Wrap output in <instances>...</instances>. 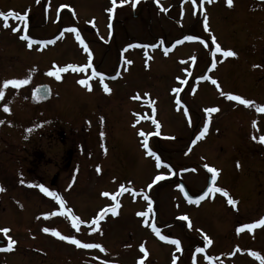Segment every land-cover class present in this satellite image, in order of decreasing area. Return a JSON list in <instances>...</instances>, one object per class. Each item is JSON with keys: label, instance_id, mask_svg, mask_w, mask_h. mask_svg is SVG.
<instances>
[{"label": "flooded vegetation", "instance_id": "1", "mask_svg": "<svg viewBox=\"0 0 264 264\" xmlns=\"http://www.w3.org/2000/svg\"><path fill=\"white\" fill-rule=\"evenodd\" d=\"M21 1L25 2L24 7L18 5L15 0H7L0 11L26 12L30 5L27 0ZM197 1L196 10H190L191 8H186V6L191 4V0H159L162 6L166 3H170L169 6H178L169 14L168 11H161L156 0H139L136 8L131 6V0H129V3L116 8L115 13L112 14V27L109 29V13L106 9L111 7V0H72L71 3L58 2V4H54V0H39L41 13L39 16L32 18V23L28 21L27 33L33 40H55V43L34 44L31 49L27 47V41L22 40L21 43L24 46L19 47L16 46L15 40L11 39V34H15L11 31V28L18 25L17 21L10 19V27L5 29L3 20H0V47L6 48L4 51L7 58L9 57L10 63L14 59H18L16 55L20 56L18 59L20 61L18 72L16 73L15 69L12 74L11 69H6L10 65L6 64L0 75L1 82L4 79H13L17 76L24 77L33 68L42 69L46 67L47 61L55 64L58 53L64 55V53H67L68 47H71L72 53L75 55L80 52L87 58V54L83 52V47L76 39L75 33L66 31L69 27H76L93 53V67L105 74L104 83H107L111 89L110 93H105L99 78H94L92 80L98 82L102 89L93 90L94 93H85L84 97L75 95L76 90L69 95L68 93L71 90L69 85L41 82L36 86L41 84L49 86L50 95L46 101L33 105L30 94L24 96L25 102L32 108H42L56 98L65 97L66 107L74 106V103L79 105L80 101L87 96L92 97V99L104 98V111L103 113L100 111L99 115L104 118L103 124L109 129V136L106 141L111 145L109 150L111 154L106 157H96L92 160L94 169L92 168L90 173L94 175L100 186L89 193L88 199L83 205L79 202V193L75 192L72 180L74 165L77 160L76 148L78 142L75 138H61L59 133L54 130L48 133L47 127L42 128L41 136L38 138L29 136L30 139L12 134L13 131L9 128L0 130V150L4 151L7 146H15L20 153L26 156L22 171L12 175L0 172V186L5 189V192L15 195L16 201L14 203L17 205L15 211L22 218L24 225H32L33 220H37L41 222V227L42 225H49L62 235L75 236L82 243H99L105 249L101 252L99 249L78 248L67 242V246L70 247L68 248L63 246L64 241L55 237V243L61 242L62 245L57 244L55 248H50L54 253V264H103L104 261H107L108 264H128L129 255H131V261L135 253L140 254V257L144 256L143 253H139L138 248L132 250V253H128V246L134 241L132 238L133 233L142 226L146 227L150 235L154 236V240L147 246L150 247L151 244L160 246L162 241L159 237L156 238L157 236L150 227L136 223V220L142 218L136 215V211L147 210L148 201L144 199L145 195L152 202L155 217L153 219V214H149V217H147L149 224L155 222L158 228H162L161 235L185 241L191 249L189 264H192L193 256H195L196 264H254L253 260L256 257L251 255L252 252L264 256V226L237 232L241 225L254 223L264 218V143L259 142V137L264 136V113L256 110V106H264V99L247 95V86L242 81L238 80V83H240L239 90L243 92L241 97L255 103L249 107L243 105L244 110L238 112L235 117L237 123L242 122L244 125L237 127L236 138L232 139L235 141L227 144L226 152L229 150L232 153L227 155L220 153L217 156L220 157L222 166L227 167V171L235 175V183L230 186H223L218 184V177L216 180V186L226 189L232 198L237 201V205L235 207L229 205L227 197L220 193L209 194L199 204L189 203L185 195L182 194L183 192L181 193L177 187L178 184H183L188 195L196 198L207 188L209 177H211V173L203 169L204 165L198 163L196 167L201 171L198 175L200 180L198 182L194 179L192 183L189 175L194 172L192 171L194 168L183 166V161L192 158L193 146L206 141L209 136L207 131L203 138L196 141L195 144L192 143L191 140H195L206 123L203 118L204 111L201 105L196 103H194L195 108L191 107L192 92L191 87L188 85L182 86L184 90L180 94L181 104H176L177 94L171 91L173 87L180 86L176 77L188 79L190 85H192L193 77L188 76L186 72H175L173 69V63L175 62H173V59H168L185 48L187 42L200 43L199 40L184 41L182 44L177 45L175 41L177 39L182 40L184 35H194V33L203 35L207 33L204 30L203 12L209 13L212 26L217 25L219 24V13L224 7L223 4L224 2L227 4L226 0H212V3L205 2L201 10L200 0ZM146 2H152V4L145 6ZM261 2H264V0H235L234 13L237 22H240L239 19L243 20L241 23L246 21V19H243L244 15L251 17L247 5H260ZM117 3L119 4V0H117ZM173 3L177 4L174 5ZM61 4H66L68 7L60 8ZM182 6L185 8L183 9ZM58 9L59 15L57 13ZM60 12L64 13L60 15ZM144 17L147 18L146 27L149 28L147 32L150 33L151 31L150 36L152 39L158 42V36H160L161 40L164 43L168 42L171 48L167 55L163 54L167 60H155V72L151 73L140 72L142 55L139 50L141 47L124 51L130 43L141 44V35L145 28L143 26ZM238 23L236 24L237 28L239 27ZM20 24L22 28V22ZM208 28H210L209 24ZM54 30L55 33L52 32ZM167 31H169L168 35L166 34ZM50 32L54 34L48 35ZM61 32H64L63 37L57 39ZM4 34H10L8 40H4ZM213 47L212 45L210 50ZM207 57L212 59L210 51L207 53ZM216 59H220L219 54H217ZM250 59H244V61L247 62ZM41 60H43V65L40 63ZM126 60H131L132 63L130 65L126 64ZM185 61L186 58H184V61L180 60L179 63ZM35 64H39V66ZM251 64L259 66L257 67L258 72L253 74V77L263 74L259 69H263L264 57L254 59ZM89 70L91 71V69ZM204 70L205 67L200 76L207 75ZM117 73H119L118 76ZM114 76L115 79L112 78ZM262 77L256 79L255 86L257 82H262L264 79ZM194 80L203 81L199 78ZM261 85L263 86V84ZM15 92L16 90L11 86L5 90L7 100L1 103L2 108L5 103L9 106V101ZM145 93H148L147 97L144 96ZM197 93L198 90L195 94ZM137 94L140 95V99H132ZM148 99L156 102L154 105L156 108L155 115L158 116L157 121L159 124L165 125L166 121L163 118L166 115L164 114L174 112L176 107L182 109L180 118H186L187 114H185L184 108H187V102L189 107L192 108L187 109L193 111L194 116L197 115L191 129V135L183 146L175 148V145H179L183 139L179 136L165 134L158 137L149 135V147L161 157L162 163L168 166L160 169L155 167V157L148 156L143 148V137H136V140L141 142V147L145 152L144 157L141 158L127 148L128 140L124 136L125 131L130 126L134 129L142 128L144 130L148 124L154 125L149 114L152 111L151 106L147 104ZM146 109L149 113L146 112ZM175 113H179V111ZM145 115L149 118H140L137 123L138 116L145 117ZM253 121L256 122L255 127H253ZM166 124L172 126L168 121ZM253 136L257 139L253 140ZM23 139L26 141L22 142ZM113 145L114 147H112ZM164 147L171 148L166 149ZM222 150L223 148H220V151ZM52 159L58 160L54 163V168L49 166ZM234 160L235 162H233ZM237 163L240 165L239 168ZM97 166L100 167L99 173L96 170ZM184 169L188 170L184 171ZM161 173L165 174L167 178L149 188L148 185L154 176ZM21 179L24 180V184L20 183ZM37 184H43L50 191L58 192L65 200L66 208L70 209L69 204L72 205V213L86 221L85 224L80 225L79 231L72 227V223L68 224L67 217L65 220L61 219L60 215L48 219L44 218V213L59 211L60 206L52 197L42 193L38 187L29 186ZM120 185H124L125 188L130 187L138 194L133 196L131 192L125 191L120 195L118 197L120 207L117 209V214L115 216L110 212L105 214L104 219L99 222V230L92 231V227H95V225L89 226L91 220L103 208L111 207L116 203L111 197L101 196V193L104 191L117 193ZM170 190L176 192L180 200H173L171 196L168 197L167 193L171 192ZM210 212L215 213V224L208 234L205 233L204 228L201 230V225L199 229L200 223L198 220H203L205 214ZM166 214H168L167 218L162 220V215ZM185 214L191 221V228L187 227V221L179 220V217ZM205 235H208L213 241L211 245L204 243L203 236ZM7 243L0 239V248L6 247ZM26 243V248L23 246L20 249H29L30 242L26 241ZM135 243L138 245L139 240L137 239ZM169 245L172 244L169 243ZM35 246L40 247V245ZM197 247H202L205 251L196 253L195 249ZM13 250L0 251V253L10 254ZM147 252L148 256L154 254L149 249H147ZM148 256L146 258H151ZM207 256L214 259L209 261L206 258ZM259 264H262V262Z\"/></svg>", "mask_w": 264, "mask_h": 264}, {"label": "rangeland", "instance_id": "2", "mask_svg": "<svg viewBox=\"0 0 264 264\" xmlns=\"http://www.w3.org/2000/svg\"><path fill=\"white\" fill-rule=\"evenodd\" d=\"M6 1L7 0H0V9H3ZM15 1L18 5H22V7L25 6V2L21 0ZM27 2L30 7L26 12L29 17V22L32 23V18L39 16L41 10L37 0H27ZM58 2L71 3L72 0H54V4H58ZM151 4L152 2H146L145 6H150ZM173 4L175 5L177 3ZM169 5L171 4L166 3L163 7L168 8V13L171 14V11L177 9L178 6ZM223 5V10L219 13V24L212 26V23L210 24L211 17H209V13L207 12V22L210 27L209 30L203 35L198 33H194V35H198L206 41H210L211 36L214 35L221 47L226 50H234L237 53L236 57L225 58L219 54L220 59H216V67L212 68V59L207 57V53L210 51L212 45L209 43V47L205 48L203 44L187 42L185 48L179 51L177 55L175 54L173 57H169L168 59H173V62H175L173 63V69L175 72H185L184 69H188L191 72V77H193L191 87H195L198 90L197 94H192L191 107L195 108L194 103H196L201 105L203 111L208 107L219 108L218 112L212 114H208L204 111L203 118L209 125V137L206 141L193 146L192 158L190 160L183 161V166H191L195 169V171L189 175L192 183L194 179L198 182L200 180L198 175H200L201 171L197 169L196 165L201 163L203 165L208 164L211 167L217 168L219 170L218 184L230 186L235 183V175H232L230 171H227V167L222 166L220 157L217 156L220 153H224L225 155L232 153L229 150L226 152V147L228 143L235 141L232 139L236 138L235 134L238 130L237 127H241L243 124L242 122L237 123L235 117L237 113L242 112L244 108L238 101H230L226 98V96L220 95V91L241 96L243 92L239 90L240 83H238V80H240L247 86V95L252 97H261L264 99V79L262 82H257L256 86L254 85L259 77L263 76L262 78H264V64L262 65L263 69H259V71L263 74L260 76L254 75L255 77L252 75L256 74L258 69L257 67H253L254 65L251 64L254 59L264 57V2H261L260 5H247L246 7L251 17L244 15L243 19H246V21L242 23L241 21L243 20L238 18L240 21L238 23L235 19V0H233L232 6H228L225 2ZM197 6L198 1L195 6H193L191 2L189 6H186V8L189 7L191 8L190 10H196ZM182 8L184 9L185 7L182 6ZM18 10L22 11L23 9ZM19 13L23 14L25 12ZM63 13L60 12V15ZM204 13L205 12H203V16ZM146 19L147 18L145 17L143 18V26L145 28L141 35V44H155L156 47H149L147 49L142 47L140 48L139 53L142 55V66L140 68V72L151 73L155 72L154 63L156 59L167 60L163 56L164 48H170V45L168 42L161 43L162 40L160 36H158V42L155 41V39H152L150 36V34H152L151 31L150 33L147 32L149 28L146 27V24L148 23ZM88 22L90 23V21ZM128 23L131 24L130 21H128ZM237 23L239 25L238 28L236 27ZM52 32L55 33V30ZM52 32L48 33V35H53L54 33ZM20 34L21 33L11 34V39L15 40L16 46L23 47L24 44L21 43L19 38ZM166 34L168 35L169 31H167ZM9 37L10 34H4V40H8ZM4 50H6L5 47H0V75L6 64L10 65L11 68L9 67L6 69H11L12 74L15 69L17 73L20 66V61H18L20 56L16 55L18 59H14V61L10 63L9 57L7 58V54ZM193 56L196 57L195 62L191 60V57ZM184 58H186V61L184 63H179L180 60L184 61ZM248 58L251 59L247 62L244 61V59ZM86 61L87 58L84 54L79 52L75 55L72 53L71 47H68L67 53H64V55L58 53L55 64H51L47 61L46 67H43L42 69L33 68L34 71L33 69L30 70L28 72L29 74L26 76L15 77V79H23L30 76V82L27 85L21 86L19 89L13 88L16 92L12 95L9 101V112H4L1 104L7 100V97L0 100V120L4 121L3 124H0V130L9 128L13 131L12 134L20 136L21 138L30 139L29 136L32 138H38L41 136L42 128L47 127L48 133H51V131L54 130L59 133L61 138L71 139L73 137L76 139L78 142V146L76 148L77 160L74 165V175L72 176V180L75 192L79 193L78 196L80 197L79 202L81 205H83V203L88 199L89 193L97 186H100V183H97V179L94 175H91L90 173L92 168L94 169L92 160L96 157H106L111 154L109 152L111 145L106 141L109 136V129L101 123L100 118L102 116L99 115L100 111L102 113L104 111V98L98 97L96 99H92V97L90 98V96H87L80 101L79 105L74 103V106L69 107L65 106V97L56 98L54 101L49 102L42 108H32L25 102L24 96L30 94L32 97L33 91L30 92V90H34L36 85L41 82L56 85H69L71 88L68 93L69 95H71L74 90H76V93H74L75 95L84 96L86 95L85 93H94L93 90L102 89V86L92 79L89 80V83L92 86V91H88L83 85L78 83L80 79H85L91 76L90 70L84 73L72 72L69 70L66 73H61L60 80H56L54 76L47 75L48 71L55 70L56 67H62L69 63L83 65L87 63ZM42 62L43 60L40 61L41 64ZM35 65L39 66V64ZM204 67V73L207 74L206 76L218 81L220 85L219 90L211 83V80H194L200 77ZM261 84H263V86ZM186 106L187 108H190L188 102L186 103ZM176 111H179V113H175ZM181 111V108L178 109L176 107L174 112H167V114H164L166 116L163 119L166 123L168 121L169 124H172V126H169L166 123L165 125L160 123L163 128L159 129L160 135L158 137L169 134L186 139H182L179 145H175V148L183 146L187 143V139L191 135V129L193 128L197 116H194L193 111L188 109L186 118H180ZM146 112L149 113L147 109ZM149 114L151 115V119L154 118L158 120L157 115L153 117L152 112ZM146 115L148 116V114ZM153 127H155V125L150 124L146 125L144 130L142 128L134 129L132 126L128 127L124 133L125 138L128 140L127 148L130 151H133L137 156L141 158L144 157L145 152L141 147V142L137 141L136 137L139 136L138 133L141 130L145 133H154L156 129ZM29 129H31V131H29ZM101 132L104 133L103 138H101ZM25 139H23L22 142H25ZM191 141L194 140L192 139ZM112 147H114V145ZM164 148L169 149L171 147ZM220 148H223V150L220 151ZM25 159V154L20 153L15 146L5 147L4 151L0 150V172L5 173L6 175H12L18 171H22L25 166ZM56 162H58L57 159H52L49 164L50 168H54V163ZM233 162H235V160ZM167 195L168 197L171 196L173 200H180L176 192L171 191L167 193ZM15 201L16 198L13 193L5 191L0 192V228L6 227L10 229L7 234L0 232V239L8 242V237H11L17 242L13 247V252L10 254L0 253V264H54V253L50 250V248L53 249L57 246V244L60 246L62 244H60L61 242L56 244L54 236L51 237L49 233H44L42 231L44 227H52L49 225H42L41 227V222H38L37 220H33L32 225L30 224L25 226L22 218L19 217L15 211V207L17 206L14 203ZM69 205L72 210V205ZM84 207L85 205L83 208ZM214 215L215 213L212 212L206 213L203 220L199 219V229L201 225V230L204 228L205 233L209 234L215 224ZM167 216L168 214L162 215V220H164L163 218H167ZM66 217L68 219V224H71L70 215L61 216V219L65 220ZM145 219L146 218L142 217L141 219L136 220V223L144 225ZM160 230L162 231V228H160ZM132 238L134 241L128 246V253H132V250L136 248L140 251L139 246L141 244H144L146 250L149 249L154 252V254L148 256L151 258H145V264H172V258L174 255L177 257V264H189V253L191 249L183 240H181V251H177L175 246L169 245L168 242L162 240L160 246H153L151 244L150 247H148L147 244L154 240V236L150 235L147 228L143 226L133 233ZM137 239L139 240L138 245L135 243ZM26 241L30 242V248L27 250L20 249V247L23 248V246L26 248ZM40 242H42V244H40ZM66 243L67 242L64 241L63 246H67ZM35 245H40V247ZM139 253L142 252L140 251ZM133 255L134 257H132V261L130 260L131 255L128 256V264H137L138 260L143 258L140 257V254L138 255V253ZM260 262L261 260L257 258L253 260L254 264H259Z\"/></svg>", "mask_w": 264, "mask_h": 264}, {"label": "snow or ice", "instance_id": "3", "mask_svg": "<svg viewBox=\"0 0 264 264\" xmlns=\"http://www.w3.org/2000/svg\"><path fill=\"white\" fill-rule=\"evenodd\" d=\"M138 2H139V0H131V6L133 8H136ZM191 2L193 4V6H195L196 3H197V0H191ZM205 2L212 3V0H200V8H201V10L203 9V5H204ZM226 2H227L228 6H232L233 5V0H226ZM37 3H39V0H37ZM126 3H129V0H119V4L117 3V0H111V7L106 9V11L109 13V21H110L109 29H111V27H112V25H111L112 14L115 13V10H116L117 7L122 6V5L126 4ZM156 3L160 7L161 11H164V12L168 11L167 8H164L162 5H160L159 0H156ZM67 7H68V5H66V4H61L60 5V8H67ZM57 13L59 15V9L57 10ZM10 19H13V20L18 22V25L16 27H12L11 28V31L13 33H21V24H20V22H22L23 32L20 34L19 38L21 40L27 41V47L28 48L31 49L34 44L46 45V44L55 43V40H38V41L37 40H33L28 35L27 30H28V27H29V24H28L29 17H28L27 12H25L23 14H20V13H18L15 10H9L7 12L0 11V20H3V27L5 29L10 27V24H9V20ZM207 21H208V16H207L206 13H204V30L205 31L209 30ZM66 31L67 32H71V33H75L76 39L79 41V44L83 47V52L87 54L88 62L86 64H83V65H77V64L69 63V64H66L65 66H62V67H56L55 70L48 71L47 75L48 76H54L56 80H60L61 79V73H66L69 70H71L72 72L84 73V72H87L89 69H91V76H89V77H87L85 79H80L78 81V83L80 85H83L88 91H92V86L89 83V80L94 79V78H99L100 83L103 86V91L105 93H110L111 89L109 88V86L106 83H104V80L106 79L105 74L103 72H101V71L96 70L93 67V53L90 50V48L88 47L87 43L85 42V39L82 38L80 31L76 27H69V28L66 29ZM110 34H111V32H110ZM63 35H64V32H61L59 34V36L57 37V39L62 38ZM197 40H199L200 43L203 44L205 48L209 47V43L214 46L210 50V54H211V57H212V60H211V67L212 68L216 67V64H217L216 56H217V54H220L222 57H225V58H227V57H236L237 56V53L234 50H231V49H227L226 50V49L222 48L221 45L217 42V38L214 35L211 36L210 41H206L205 39H201L198 35H184L183 39L182 40L181 39H177L175 41V44L178 45V44H182L184 41H197ZM161 43H163V41H161ZM135 47H142V48L147 49L149 47H156V45L155 44H152V45L139 44L138 45V44H131L130 43V44H128L126 46L124 51H127L128 49L135 48ZM170 51H171V48H168V47L164 48L165 55H167L168 52H170ZM191 60L193 62H195L196 61V57L195 56L191 57ZM125 63L130 65L132 63V61L131 60H126ZM253 67H259V66L258 65H254ZM33 71H34V69H33ZM184 71L187 73L188 76H191V72L188 69H184ZM116 75L118 76L119 73H117ZM112 78L115 79L116 77L114 76ZM199 79L200 80H211V83L213 85H215L218 90L220 89V85H219V83H218V81L216 79H212L211 77L206 76V75H201L199 77ZM176 80L178 81L180 86L173 87L171 89V91H172V93L177 94L176 104L180 105L181 104L180 94L184 90V88L182 86L188 85L189 87H191V85H190V82H189L188 79H182L181 77L178 76V77H176ZM29 82H30V76L26 77V78H23V79H15V78H13V79H4L2 82H0V100L4 99L5 90L8 89L9 86H11L12 88H15V89H19V88H21V86L27 85ZM196 90L197 89L195 87H191L192 94H195ZM47 91L48 90L46 88H41V89H38L37 92H34V95H46ZM220 95L226 96V98L228 100H230V101H238L241 105H244L246 107L253 106L254 103H255L252 100L245 99V98L241 97L240 95H234L232 93H225L223 91H220ZM144 96L147 97L148 93H145ZM132 99L139 100L140 99V95L137 94V95L133 96ZM155 103L156 102L154 100H151V99L147 100V104L149 106H151V111H152L153 117L155 116V113H156V108L154 106ZM256 110L258 112L264 113V106H256ZM3 111L4 112H9L10 111V108L8 107L7 103L4 104ZM204 111L206 113H208V114H212V113L218 112L219 108L218 107H208V108H205ZM184 112H185V114H187L188 109L184 108ZM140 118L148 119L149 117H146V116L145 117H139L138 116L137 123L139 122ZM100 119H101V123H103L104 118L101 117ZM151 122L155 125L156 131L154 133H145L144 131L141 130L138 133V135L143 137V148L146 150L147 155L150 156V157H155V167L157 169H160L162 167H168V166H166V165H164L162 163L161 157L159 155H157V153L155 151H153L149 147V140H148L149 135L159 136L160 135L159 129L161 127V125L158 123V121L156 119L152 118ZM3 123H4V121L0 120V124H3ZM255 126H256V122L253 121V127H255ZM29 131H31V129H29ZM207 131H208V123L206 122L204 124V126H203V130L196 136L195 140L192 141V143L195 144L196 141H199L201 138H203L205 136V134L207 133ZM100 135H101V138H103L104 133L101 132ZM256 139L257 138L255 136H253V140H256ZM259 142L260 143H264V136H260L259 137ZM237 167L238 168L240 167L239 163H237ZM204 168H206L207 171L209 173H211V184H210V186L207 187V190L204 191L203 194H201V195L197 196L195 199H193V197L189 196L188 193L185 191L183 184H178L177 185V187L180 189V191L184 193L185 198L187 199V201L189 203L199 204L200 201L204 200L205 197L209 196V194L220 193L224 197H227V203L229 205L235 207L237 205V201L232 198V196L228 193V191L226 189L222 188V187H217L216 186V180H217V177H218V171L219 170L217 168H215V167L209 166L208 164H205ZM96 170L99 173L100 172V167L97 166ZM187 170L188 169H184V171H187ZM192 171H195V169H192ZM166 178H167L166 175L163 174V173L157 174V175L154 176V178L152 179V181L148 185V187L151 188L157 182L163 181ZM20 183L24 184L25 182H24L23 179H21ZM29 186L30 187H38L39 190L42 193H44L46 196L52 197L60 206L59 211H52V212L44 213L43 215H44L45 219H48L49 217L57 216V215H60V216H68V215H70L71 222H72V227L75 228L77 231H79L81 224H85L86 223V221L82 220L80 217H78L74 213H72L71 209L66 208L65 200L63 199V197H61L59 195L58 192L50 191L49 188L45 187L43 184L29 185ZM2 191H5V189L2 186H0V192H2ZM125 191L131 192L133 196H136L138 194V193L134 192L133 189L130 188V187L125 188L124 185H120V189H119V191L117 193H110L108 191H104V192L101 193V196H103V197H111V199L113 201H116V203H114L111 207L103 208L99 212V214H97L94 217V219L91 220V223H90L89 226L91 227L92 225H95V227H92V231H98L99 230V222L104 219L105 214H107L109 212L113 216H115L117 214V209L120 207V204H119V201H118V197L120 195H122ZM144 199L146 201H148L147 210L146 211L137 212L136 215L139 216V217L146 218L144 220V224L146 226L150 227L151 230L155 233V235L157 237H159L160 240L166 241V242L174 245L176 247L177 251H181V241L179 239L170 238L167 235H161V230H160V228L157 227L155 222L149 224V221H148L147 217H149L150 213L153 214V219H155L154 211H153V205H152V202H151V200L149 199V197L147 195L144 196ZM179 220L187 221L188 222L187 223V227L191 228V221L189 220V217L186 214L185 215H181L179 217ZM260 226H264V218H261V219L255 221L254 223H245V224L241 225L237 229V232L238 233L242 232L245 229L252 230V229H255V228L260 227ZM9 231H10L9 228H6V227L5 228H0V232H3L5 234H7ZM42 231L44 233H50L52 236L57 237V238H59L62 241H66V242H68L70 244H73V245L77 246L78 248L99 249L101 252L105 251V249L99 243H82V241L80 239H77L75 236L62 235L55 228L44 227L42 229ZM16 243L17 242L15 240H13L11 237H8L7 246L4 247V248H0V251H12L13 247H14V245ZM204 243L207 244V245H211L213 243V241L207 235H205L204 236ZM139 247H140V251L144 254V256H143V258L138 260L137 264H145V258L148 256V252H147V250H146V248L144 247L143 244H141ZM204 251H205V249L202 248V247H197L195 249L196 253H203ZM237 251H239V249H237ZM251 255L255 256L257 259H260L262 264H264V256H260L256 252H252ZM206 258L209 261H212L214 259L211 256H207ZM103 264H108V262L104 261ZM172 264H177V257L175 255L172 258ZM192 264H196L195 256H193Z\"/></svg>", "mask_w": 264, "mask_h": 264}, {"label": "water", "instance_id": "4", "mask_svg": "<svg viewBox=\"0 0 264 264\" xmlns=\"http://www.w3.org/2000/svg\"><path fill=\"white\" fill-rule=\"evenodd\" d=\"M41 88H46L47 89V87L46 86H38V87H36V89L33 91V94H32V104H38V103H41V102H43V101H46L47 99H48V96H49V92L47 91V94L46 95H34V92H37V90L38 89H41ZM210 184H211V180H209L208 181V184H207V187L208 186H210ZM207 190V188L204 190V191H206ZM203 191V192H204ZM203 194V193H202ZM195 199V198H194Z\"/></svg>", "mask_w": 264, "mask_h": 264}]
</instances>
